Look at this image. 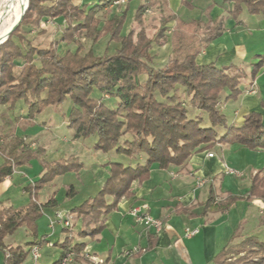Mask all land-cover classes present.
Instances as JSON below:
<instances>
[{"label":"trees","instance_id":"obj_1","mask_svg":"<svg viewBox=\"0 0 264 264\" xmlns=\"http://www.w3.org/2000/svg\"><path fill=\"white\" fill-rule=\"evenodd\" d=\"M116 1L119 0H99L90 6H80L73 0H29L19 27L0 45V106L15 110L24 102L29 119H34L43 109L61 105L70 98L73 106L67 126L74 131V139L95 137L94 150L104 154L116 151L128 159L127 163L125 160L108 163L109 176L100 191L73 210L89 223L86 229L90 231L97 230L120 200L132 197L133 184L148 180L153 168L185 167L194 154L210 150L216 144L264 150V122L260 114L248 115L243 125L235 127L228 124L226 115L220 111L226 90L230 92L227 96L230 100L240 94L244 71L237 66H200L196 62L221 34V22L210 25V21H185L166 14L164 1L139 0L135 23L143 26L148 11L157 7L161 13L159 29L153 36L144 28L123 35L129 3L134 0H127L125 6L117 5L118 12L111 14L106 9ZM224 1L233 4L235 17L244 10L249 14L264 13V0ZM24 5L22 0L21 15ZM105 10V15L110 16L103 21L98 15ZM45 18L63 20L67 29L59 40L52 39L47 47H42L28 35ZM170 23L174 26L168 35ZM76 32L91 41L88 49L73 39ZM102 39L107 47L97 54L95 48ZM69 40L77 48L60 54L59 44ZM167 42L171 45L168 59L155 66L154 45L163 46ZM111 43L116 45L113 52L109 50ZM107 99L112 102L108 104ZM220 128L225 129L223 135L218 131ZM8 134L0 127L1 137L7 138ZM23 136H16L9 147L4 144L1 148L7 153L0 166V183L13 174L16 166L40 158V152L30 150ZM140 156H145L144 162L139 160ZM44 166L43 175L25 188L31 197L27 206L15 208L0 200V252L5 255V264H23L34 247L41 248L47 243V237L39 238L36 223L45 209L55 208L58 202L51 198L39 204L38 192L56 178L77 174L82 169L80 160L72 156ZM75 194L71 186L67 195ZM250 195L264 201V172L253 178ZM216 198L214 192L205 208H213L215 212L229 208L227 201L219 202ZM20 227H25L33 239L28 248L5 245V238ZM63 231L69 234L72 228L64 227ZM233 242L232 239L215 257L214 264H264V242L254 237ZM61 246V258L55 264H61L70 253L79 255L78 245H72L68 237ZM238 250L239 254L232 259Z\"/></svg>","mask_w":264,"mask_h":264},{"label":"crops","instance_id":"obj_2","mask_svg":"<svg viewBox=\"0 0 264 264\" xmlns=\"http://www.w3.org/2000/svg\"><path fill=\"white\" fill-rule=\"evenodd\" d=\"M98 1L73 0L80 6H90ZM134 1L129 3V8ZM161 1L167 3L168 13L172 15H175L174 9L186 5L183 0ZM190 3L186 6L193 11L198 9L197 2L191 0ZM233 8V4L224 0L209 1L202 17L206 22L210 21V25L221 22V34L196 58V62L200 66H237L244 71L246 76L241 81L238 97L227 99L230 92L226 90L220 103V111L226 115L228 124L238 127L252 113L260 114L264 122V13L249 14L244 10L235 17ZM47 20H42L38 26L41 31L31 38L42 47L50 44L52 31H55L54 25ZM168 46L170 52L169 42ZM218 131L220 135L225 133V129ZM210 154L213 157H209ZM239 155L243 158L241 163L233 158ZM139 160L144 162L145 156H140ZM227 169H234L239 175L227 174ZM104 170L106 174L96 185L98 192L109 176V167ZM261 172H264V150H248L238 144H216L210 150L194 154L185 167L153 168L149 179L141 184L134 183L133 196L120 200L96 231L86 229L89 223L73 210L98 192L94 191L95 194L82 203L64 210L58 204L52 212L68 214L72 219V231L69 234L61 231L57 236L56 242L52 243V261L48 260L46 264L60 260L61 244L67 237L72 245H78L79 255L73 253L71 260L64 264H214L215 257L232 239L233 243H239L254 237L264 242V201L250 195L253 178ZM10 178L6 177L4 181ZM60 178L64 176L57 180ZM214 192L217 201H227L229 208L216 212L213 208H205ZM107 199L112 201L111 197ZM143 205L148 206L151 217L162 222L160 231L146 227L130 214L131 209ZM193 230L198 232L189 236L188 232ZM53 233L55 235L56 231ZM44 245L49 247V243ZM0 264H5L3 252H0Z\"/></svg>","mask_w":264,"mask_h":264},{"label":"rangeland","instance_id":"obj_3","mask_svg":"<svg viewBox=\"0 0 264 264\" xmlns=\"http://www.w3.org/2000/svg\"><path fill=\"white\" fill-rule=\"evenodd\" d=\"M190 1L191 0H188L189 3ZM194 1L197 2L198 7L195 11H193L191 7L183 5L181 8L177 7L174 9L176 10L174 14L186 20H198L206 23L202 16H204L205 8L210 0ZM126 4L127 0H119L110 5L106 10L112 14L118 12L116 9L117 5L125 6ZM139 4V0H135L131 3L123 29V35H127L132 29L138 31L140 28H144L149 36H153L159 29L161 19L160 10L155 7L151 11H148L144 18V24L140 27L135 23L134 19ZM106 10L103 11L104 13L98 15L99 19L105 20L104 18L108 16L105 15ZM165 13L172 15V13H168L167 6L165 7ZM47 19V21L52 23L55 27L54 33L52 31V36L55 40H59L63 31L67 29V24L63 20H56L53 18ZM170 24L168 35H171L173 32L174 24ZM39 31H41V29L38 26L32 27L29 30L28 37L33 38ZM73 39L80 41L85 49H88L91 45V41L86 39L83 33H74ZM109 45L110 52H113L116 47L115 43ZM106 47V41L102 39L95 48L96 53H103ZM76 48L77 46L71 40L66 42L61 41L59 44L60 54L65 51H74ZM152 54L156 56L154 62L155 66L163 65L168 59V54H170L168 42L163 46L154 45ZM106 98L108 97L106 96ZM105 101L108 104L112 102L108 99ZM72 106L73 103L71 99L67 98L61 105L50 106L43 109L34 119H29L27 114L28 109L24 102H20L15 110H10L7 106H0V127L3 126L7 134L8 131L10 132L7 138L2 137L4 143L0 146V166L3 164L5 159L4 156H6L7 153V150L2 151L1 148L4 144L9 147L16 136L24 135L23 142L27 147L32 151L40 152V158L32 159L28 164L16 166L10 180L0 183V200L2 202L13 205L15 208L27 206L31 201V197L29 194L25 193V188L32 185L43 175L45 169L44 165L72 156L80 160L82 164L81 171L77 174L67 173L64 175L63 179L60 178L57 180L56 178V181L54 180L55 182L52 181L42 188L36 197L39 204H45L54 196L59 206L64 210L65 207L69 208L78 205L95 194L94 191L97 190L96 185L98 182H101L102 177L106 174L104 169L108 168V166H103L104 164L108 162H123L126 160L118 155L116 151L104 154L94 150L95 137L74 140V131L67 126L68 114ZM202 117L206 119V114H203ZM125 138L130 139L131 136H125ZM217 151L220 153V149ZM241 156L242 155L234 156L233 158L238 163H241L240 161L243 159ZM11 163H13V161ZM65 185L68 186L65 187ZM71 186L75 189L76 194L72 197H68L67 192ZM45 212L46 213H43L37 220L36 224L38 226L39 238L41 239L44 236L47 237L49 247L44 245L40 248L41 258L37 262L38 264H46L48 260L49 262L52 261V243L56 242L57 236L64 228V226L59 223H55L51 226V222H56V214L54 211L52 212V209H45ZM53 231H56L55 235H53ZM32 240L28 230L25 227H20L13 235L6 237L4 243L8 246L22 245L28 248L27 244L32 242ZM238 252L240 251L238 250L232 254V259L239 254ZM23 264H34L31 252L28 254Z\"/></svg>","mask_w":264,"mask_h":264},{"label":"built area","instance_id":"obj_4","mask_svg":"<svg viewBox=\"0 0 264 264\" xmlns=\"http://www.w3.org/2000/svg\"><path fill=\"white\" fill-rule=\"evenodd\" d=\"M263 64H264V58H263ZM4 143V139L0 136V146ZM209 157H213L212 154L209 155ZM227 174L231 175H239L236 171L232 169L226 170ZM200 185H203V183H200ZM148 206L143 205L141 207L133 208L130 210V214L140 223H143L146 227L150 228L153 227L157 231H160L162 229V222L160 220L154 219L151 217L148 212ZM55 223L62 224L66 228L72 227V219L68 214H64L62 212L56 213V222H51V226ZM198 232V230H193L188 232L189 236H193ZM31 254L33 256L34 263L36 264L40 259V247L36 246L32 249ZM129 254V253H127ZM73 253L68 254L62 261V264L69 262L71 260Z\"/></svg>","mask_w":264,"mask_h":264},{"label":"bare ground","instance_id":"obj_5","mask_svg":"<svg viewBox=\"0 0 264 264\" xmlns=\"http://www.w3.org/2000/svg\"><path fill=\"white\" fill-rule=\"evenodd\" d=\"M27 0H25V5ZM22 0L0 1V39L5 38L8 31L21 17Z\"/></svg>","mask_w":264,"mask_h":264},{"label":"water","instance_id":"obj_6","mask_svg":"<svg viewBox=\"0 0 264 264\" xmlns=\"http://www.w3.org/2000/svg\"><path fill=\"white\" fill-rule=\"evenodd\" d=\"M28 3H29V0H27V5L22 9V15H21L20 19L8 31V33L5 36V38L0 39V45L3 44L10 37V35L19 27L20 23L22 22V19H23L24 15H25V13L27 11Z\"/></svg>","mask_w":264,"mask_h":264}]
</instances>
